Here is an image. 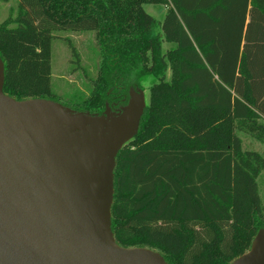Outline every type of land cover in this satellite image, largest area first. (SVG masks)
<instances>
[{
    "label": "trees",
    "instance_id": "1",
    "mask_svg": "<svg viewBox=\"0 0 264 264\" xmlns=\"http://www.w3.org/2000/svg\"><path fill=\"white\" fill-rule=\"evenodd\" d=\"M145 3L170 8L159 22ZM19 10L0 23L4 91L19 101H55L61 31H93L100 45L94 88L74 111L119 109L156 78L116 158V241L168 264H231L249 251L264 226V156L244 150L238 131L264 142V0H20Z\"/></svg>",
    "mask_w": 264,
    "mask_h": 264
},
{
    "label": "water",
    "instance_id": "2",
    "mask_svg": "<svg viewBox=\"0 0 264 264\" xmlns=\"http://www.w3.org/2000/svg\"><path fill=\"white\" fill-rule=\"evenodd\" d=\"M0 56V264H168L157 250L120 245L111 230L116 158L144 110L77 112L4 91ZM231 264H264V229Z\"/></svg>",
    "mask_w": 264,
    "mask_h": 264
},
{
    "label": "rangeland",
    "instance_id": "3",
    "mask_svg": "<svg viewBox=\"0 0 264 264\" xmlns=\"http://www.w3.org/2000/svg\"><path fill=\"white\" fill-rule=\"evenodd\" d=\"M19 3L20 0H0V23L8 18H16L18 16L20 11ZM144 8L159 22H162L170 6L145 3ZM156 30L160 32L159 25H157ZM66 38H69L77 49L80 56L79 62L76 61V57L72 54L71 46ZM99 46L96 33L93 31L56 32L52 53V86L57 95L54 98L55 101L70 108L75 105V102L82 103L83 99L90 96L101 62ZM171 46L172 44L164 43L165 49ZM166 75L167 79L170 80V68ZM155 81L156 78L150 75L140 80V86L131 87L129 90H134L137 95L141 96L144 106H147L150 101V87ZM238 134L242 138L244 150H256L264 156V142L243 131H238ZM258 182L264 207V171L259 176ZM261 229H264V226Z\"/></svg>",
    "mask_w": 264,
    "mask_h": 264
}]
</instances>
